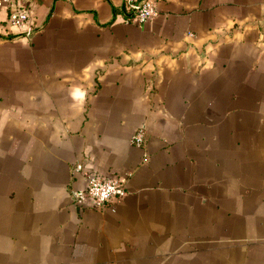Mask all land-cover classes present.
<instances>
[{"label": "crops", "instance_id": "1", "mask_svg": "<svg viewBox=\"0 0 264 264\" xmlns=\"http://www.w3.org/2000/svg\"><path fill=\"white\" fill-rule=\"evenodd\" d=\"M34 1L30 37L0 6V264H264V0ZM89 170L126 194L75 205Z\"/></svg>", "mask_w": 264, "mask_h": 264}, {"label": "built area", "instance_id": "2", "mask_svg": "<svg viewBox=\"0 0 264 264\" xmlns=\"http://www.w3.org/2000/svg\"><path fill=\"white\" fill-rule=\"evenodd\" d=\"M0 6L7 8V23L16 27L21 34L30 37L38 30L34 24V0H0ZM123 12L126 21L134 18L143 22L156 14V8L152 0H125ZM145 138V128L139 126L132 135V142L141 146ZM82 168L81 162H77L73 167L77 172ZM128 176L129 173L121 177H107L89 170L86 172L85 186L71 189L70 199L78 206L102 209L111 199L121 198L126 194L125 183Z\"/></svg>", "mask_w": 264, "mask_h": 264}]
</instances>
